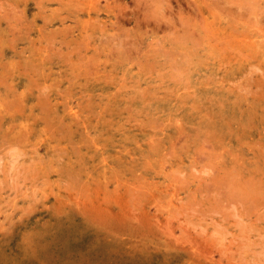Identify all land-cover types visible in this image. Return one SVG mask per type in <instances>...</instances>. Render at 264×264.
I'll use <instances>...</instances> for the list:
<instances>
[{
    "label": "rangeland",
    "instance_id": "1",
    "mask_svg": "<svg viewBox=\"0 0 264 264\" xmlns=\"http://www.w3.org/2000/svg\"><path fill=\"white\" fill-rule=\"evenodd\" d=\"M0 264H264V0H0Z\"/></svg>",
    "mask_w": 264,
    "mask_h": 264
},
{
    "label": "bare ground",
    "instance_id": "2",
    "mask_svg": "<svg viewBox=\"0 0 264 264\" xmlns=\"http://www.w3.org/2000/svg\"><path fill=\"white\" fill-rule=\"evenodd\" d=\"M230 5V4H229ZM153 15V14H152ZM155 16V15H154ZM153 17V16H152ZM18 20V19H17ZM140 21V20H139ZM157 21V20H156ZM155 21V22H156ZM193 33V32H192ZM223 43H224V41H223ZM124 48V47H123ZM133 48V47H132ZM176 57V56H175ZM81 63V62H80ZM213 110V109H212ZM50 120V119H49ZM18 138V137H17ZM180 140V139H179ZM119 176V175H118ZM121 179V178H120ZM246 196V195H245ZM94 205V204H93Z\"/></svg>",
    "mask_w": 264,
    "mask_h": 264
}]
</instances>
